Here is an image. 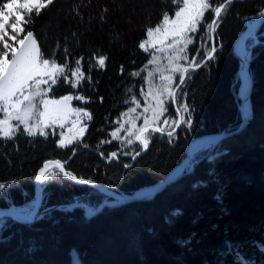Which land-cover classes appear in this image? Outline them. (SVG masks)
I'll list each match as a JSON object with an SVG mask.
<instances>
[{
    "label": "trees",
    "instance_id": "obj_1",
    "mask_svg": "<svg viewBox=\"0 0 264 264\" xmlns=\"http://www.w3.org/2000/svg\"><path fill=\"white\" fill-rule=\"evenodd\" d=\"M263 7L264 0H235L211 34L215 58L190 70L183 86L193 108L190 129L179 127L171 144L166 135L154 134L136 161L120 155L107 162L100 152L107 155L121 145L113 141L98 147L99 141L110 139L107 133L117 127L112 122L133 105L131 96L142 99L138 94L144 83L130 73L140 71L151 56L138 44L146 38V28L155 26L166 11L173 15L175 6L170 0H55L28 27L46 58L62 63L67 48L70 61L84 57L86 75L92 68L91 83L71 88L60 82L53 95L84 96L87 102L78 100L76 105L93 118L87 121L85 136L64 149L56 147L58 135L45 139L18 132L13 141L0 140V184L5 185L0 207H26L34 199L41 162L68 160L73 149L78 152L68 164L70 171L130 194L157 184L180 165L191 139L236 129L241 123L237 94L242 81L233 46L245 29L244 18ZM200 35L204 40L189 47L190 58L194 48L205 55L212 46L206 27ZM258 37L262 43L251 55L254 87L246 130L201 153L190 175L153 200L105 207L97 215L87 216L73 205L75 197L92 204L91 197L99 191L60 176L49 181L43 208H60L31 227L2 218L0 264H236L238 256L246 264H264V23ZM252 43L250 39L248 46ZM100 56L107 57L104 68L96 64ZM166 107L169 112L163 118L178 119L172 115L175 108Z\"/></svg>",
    "mask_w": 264,
    "mask_h": 264
},
{
    "label": "snow or ice",
    "instance_id": "obj_2",
    "mask_svg": "<svg viewBox=\"0 0 264 264\" xmlns=\"http://www.w3.org/2000/svg\"><path fill=\"white\" fill-rule=\"evenodd\" d=\"M54 2L55 0H3L0 4V113H3V118H0V140L13 141L18 132L28 137L39 135L47 139L50 135H56L54 126L63 128L64 122L72 114L76 116L73 127L80 125L79 138L82 139L87 130V125L82 123V117H87L88 120L93 118L84 108L69 107L73 99L87 102L84 96L65 95L60 99L49 97V93L57 83H67L71 88H77L82 81L92 82V68L87 70L86 75L82 65L84 57L70 61L69 50L64 48L65 59L62 63L55 57L46 58L41 51L34 29L28 27L29 24H34V16L39 17ZM170 2L175 6L172 9L174 14L170 16L168 11L164 12L155 26L146 28V38L138 44V48L149 53L151 59L140 71L130 73L132 76H140V72H147L146 77H141L144 85L147 86V91L142 86L138 94L143 97V104L137 95L131 96V104L135 107H129L127 111L120 113L119 118L112 122L118 126L107 133L110 139H102L98 145L100 147L117 141L121 148L107 155L101 151L102 159L119 160L120 155H131L132 159H136L143 151L149 149L154 134L166 135L168 143L171 144L176 128L192 127L193 108L187 102V92L183 91V86L186 80L190 79L189 71H195L207 61L213 60L217 50L213 42L205 55H201V49L194 48V54L190 58L189 46L194 45L197 40H204L203 35L192 34L206 27L209 31L208 39H212L211 34L216 32L223 22V14L235 0H218V2L217 0H170ZM206 12L209 14L207 17ZM259 16L264 17V9L259 10ZM208 20L211 22L208 23ZM157 53H163L162 58L167 60V64L161 66L157 63L161 58ZM106 59L107 57L100 56L96 59V64L104 68ZM149 65H153V68L149 69ZM120 72L123 74V66ZM157 73H159V84L153 79ZM240 80L242 81L239 97L240 116L242 122H247L250 117L247 98L250 81L246 60L241 65ZM128 91L130 92L131 89ZM100 99L102 102L103 97ZM166 104L175 108L172 115L178 119L161 120V117L169 112ZM41 106L43 111H40ZM141 108L142 112L138 113L137 109ZM150 111L151 115H147ZM34 116L38 118L34 119ZM141 117L143 123L138 126L136 121ZM12 121L18 123L13 124ZM121 133L125 135L121 136ZM74 141L78 142L77 137L74 136L66 141L63 133H60L56 147L67 148ZM137 143L138 146L133 147ZM84 147H87V144ZM125 148L128 151H124ZM72 155H75V149L72 150ZM66 163L59 159L45 160L36 174V180L43 185L50 179L62 175L78 184L95 185L94 180L78 177L68 171L65 167ZM123 166L130 167L129 164ZM4 187L5 185L0 184V189ZM227 244L228 242L226 247ZM236 264H246V262L238 256Z\"/></svg>",
    "mask_w": 264,
    "mask_h": 264
},
{
    "label": "water",
    "instance_id": "obj_3",
    "mask_svg": "<svg viewBox=\"0 0 264 264\" xmlns=\"http://www.w3.org/2000/svg\"><path fill=\"white\" fill-rule=\"evenodd\" d=\"M264 9V7H263ZM247 20V21H246ZM245 29L243 32L238 36L237 40L234 43L233 46V51L234 55L236 58L239 60L240 64L242 65V62L247 63V70H248V76H249V88H248V105L250 106V117L247 120V122H242L240 125L231 131H220L217 133H211V134H205L201 135L198 137H195L191 139L185 149L184 152V159L181 162L180 165H178L176 168H174L172 171H170L164 179H162L160 182H158L155 185L152 186H147L144 188H141L135 192H132L130 194H126L124 191H121L115 186L112 185H107V184H102L97 182L96 180L92 179L95 181V185H86L89 186L100 193H102L106 198L110 199L112 204L107 205L106 203H102L99 206L92 205L91 203L83 202L80 203V206L84 207L85 210L94 213L92 215H97L99 214L105 207H110V208H118L122 207L126 204H130L133 202H142V201H150L153 200L155 197H157L160 193L165 191L169 186L177 183L181 179L185 178L186 176L190 175L194 169H195V164L198 162L197 157L199 154L207 150L208 148L214 149L219 143L235 136L240 133H242L244 130L249 125L250 119L252 117V108H251V95L254 87V79H253V72H252V67H251V62L252 58L251 55L253 53V50L256 46L261 44L262 42L259 40L258 33L259 30L261 29L263 23H264V17L259 16V13L253 16L245 17L243 20ZM252 36L253 38V43L250 46H247V41ZM242 42L243 46L242 48H238V44ZM240 89V88H239ZM240 91H238L237 94V99H238V108L240 112ZM241 119V116H240ZM178 128H176L177 130ZM201 147L198 151H194V147ZM78 151L75 152V154ZM143 151L141 155L144 153ZM140 155V156H141ZM74 155H71V157L68 160H62L61 161H66V169L68 171V164L71 161L72 157ZM140 156L136 157L133 161H136ZM48 159H54V158H47L44 159L40 167L42 166V163L45 160ZM39 167V168H40ZM72 172V171H70ZM73 173V172H72ZM75 174V173H73ZM76 175V174H75ZM61 178L65 181L78 184L76 182H73L71 180H68L66 177H63L60 175ZM78 176V175H77ZM80 177V176H78ZM87 179V178H85ZM35 184V199H34V204L32 209L24 214L22 213L19 209L14 208V207H0V217H7L12 219L13 221L20 223L22 225H25L26 227H31L34 225L36 222H38L48 211L53 210V209H58L60 208L59 205H54L50 207H45L43 208L44 204V198H45V187L46 183L41 185L36 179L34 181ZM82 185V184H78Z\"/></svg>",
    "mask_w": 264,
    "mask_h": 264
},
{
    "label": "rangeland",
    "instance_id": "obj_4",
    "mask_svg": "<svg viewBox=\"0 0 264 264\" xmlns=\"http://www.w3.org/2000/svg\"><path fill=\"white\" fill-rule=\"evenodd\" d=\"M206 14H207V12L205 13V15H206ZM170 16H171V15H170ZM198 32H199V31H198ZM197 34H198V33H196V34H192V35H196V36H197ZM206 37H207V34L205 35V39H206ZM211 40H212V42H213V36H212V39H211ZM169 42H170V41H169ZM206 43H207V42H205V43L203 44L202 47H206V46H205ZM212 44H213V43H212ZM206 45H207V44H206ZM190 46H191V45H190ZM190 46H189V47H190ZM206 50H207V48H206ZM157 56H158V57H161L160 59L157 60V63H158V64H160L161 66L167 64V60L162 58V57H163V53H157ZM181 63H184V62L181 61ZM148 67H149V69H152V68H153V65H149ZM161 70H163V68H161ZM146 76H147V72H140V77H146ZM138 77H139V76H138ZM153 79H154V82H155V83L159 84V83H160V80H159V73H157L156 76H155ZM177 82H178V74H177ZM57 86H58V83H57L56 85L53 86L52 91L49 93V97L52 98V99H60L61 97L65 96V95H77V94H73V93H68V94H65V95H62V96H54V95H53V91H54V89H55ZM144 87H145V91H147V86L144 85ZM141 98H142V99H141V103L143 104V97L141 96ZM76 101H78V100L73 99V100L70 102V105H69L70 109H73V108L79 107V106L76 105ZM131 107H135V105H132ZM80 108H81V107H80ZM142 110H143L142 108H141V109H137V112H138V113H139V112H142ZM40 111H43L42 106H41V108H40ZM133 115H135V114H133ZM147 115H151V111H150L149 113H147ZM0 118H3V113H0ZM36 118H38V117L34 116V119H36ZM163 119H164V118L161 117V120H163ZM74 120H76V116H75L74 114H72V115H69L67 121L64 122V127H63V128H60L58 125H57V126H54V127H55V131H56V135H58V136L60 137V133H63V135H64L66 141H67L68 139H71V138L74 137V136L77 137V141H80V140H81V139L79 138V127H80V125H77L76 127H73V121H74ZM87 121H88L87 117H82V123H83V124H86V125H87V129H88L89 123H87ZM170 121H171V120H170ZM12 123H13V124H17L18 121H12ZM136 123H137L138 126L141 125V124L143 123V118L141 117V119L137 120ZM117 126H118V125H117ZM125 127H127V125H125ZM20 128H21V130H22L23 126L21 125ZM46 131L51 132L52 129H46ZM86 132H87V130L85 131L83 137L85 136ZM124 135H125V133H121V136H124ZM75 143H76V142L74 141L73 144H75ZM73 144H71V145H69V146H72ZM209 149H210V148H209ZM202 153H203V152H202ZM199 155H200V154H199ZM199 155H198V156H199ZM57 177H59V176H57ZM57 177H55V178H57ZM60 177H61V176H60ZM55 178H52V179H50L49 181H51V180H53V179H55ZM49 181H48V182H49ZM48 182H47V183H48ZM47 183H46V185H47ZM34 191H35V190H34ZM34 199H35V192H34ZM34 199H33L32 201H30V203H29L26 207H21V208H17V209H19V210H20L22 213H24V214L28 213V212L32 209V207H33ZM91 202H92V205L99 206V205L102 204V203H110L111 200L108 199V198H106V197L101 193L100 195H99V194H95L94 196H92V197H91ZM85 213H86L87 216H90V215L87 214V212H85ZM2 218H5V217H0V225L3 223V222H2V221H3ZM75 259H76V257H75ZM76 263H77V262H76Z\"/></svg>",
    "mask_w": 264,
    "mask_h": 264
},
{
    "label": "bare ground",
    "instance_id": "obj_5",
    "mask_svg": "<svg viewBox=\"0 0 264 264\" xmlns=\"http://www.w3.org/2000/svg\"><path fill=\"white\" fill-rule=\"evenodd\" d=\"M250 39L253 40L252 36H250V38L248 39V41H249ZM248 41H247V46H248ZM242 46H243V43L240 42V43L238 44V48H242ZM240 88H241V86H240ZM239 91H240V89H239ZM248 107H249V111H250V106L248 105ZM200 148H201V147H197V146H195V147H194V151H198ZM106 204H107V205H110V204H112V202H110V203H106ZM61 207H62V206H61ZM90 213H91V212L87 211V214H88V215H91ZM92 216H93V215H92Z\"/></svg>",
    "mask_w": 264,
    "mask_h": 264
}]
</instances>
